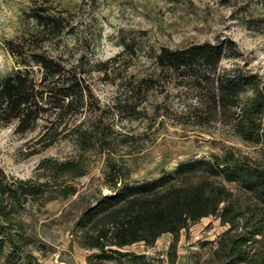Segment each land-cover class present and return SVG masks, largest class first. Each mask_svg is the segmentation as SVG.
Segmentation results:
<instances>
[{
    "label": "rangeland",
    "instance_id": "1",
    "mask_svg": "<svg viewBox=\"0 0 264 264\" xmlns=\"http://www.w3.org/2000/svg\"><path fill=\"white\" fill-rule=\"evenodd\" d=\"M46 7L69 20L47 49L68 66L79 65L87 80L86 105L51 133L59 136L48 147V140H39L45 121L26 135L15 124H0V169L11 181L49 182L44 194L0 222L22 244L16 253L6 244L0 264H28L29 255L43 264H89L92 251L81 243L79 222L87 207L114 192L106 175L113 163L122 169L118 186L120 176L153 179L183 161L217 154L264 166V140L246 139L230 111L212 116L207 89L183 83L155 59L163 47L226 42L219 71L253 77L254 85L242 95L251 105L257 92L264 93V0H0V76L17 68L6 40L33 29L34 12ZM70 158L82 161L85 175L57 178L42 167L47 159ZM68 185L77 193L64 196ZM230 186L245 210L239 232L248 219L250 228L261 223V233L244 248L255 264H264L263 204L243 196L239 184ZM230 228L208 216L183 230L175 264H222V252L215 251ZM173 240L166 233L155 245L140 242L126 249L169 264Z\"/></svg>",
    "mask_w": 264,
    "mask_h": 264
},
{
    "label": "trees",
    "instance_id": "2",
    "mask_svg": "<svg viewBox=\"0 0 264 264\" xmlns=\"http://www.w3.org/2000/svg\"><path fill=\"white\" fill-rule=\"evenodd\" d=\"M34 19L33 29L19 39L5 42L16 58L17 68L0 76V124H15L16 132L26 135L45 121L47 130L39 140H48V147L59 136L51 133L66 123L68 116L80 114L85 107L88 86L79 65L68 66L47 49L50 42L63 34L69 20L49 7L34 12ZM228 49L229 44L223 41L190 44L179 49L163 47L155 59L162 70L176 74L183 83L188 81L199 91L207 89L206 104L212 116L230 111V119L236 121L246 139L264 140V93L257 92L250 100L251 105L244 104L242 95L254 85L253 77L219 71ZM43 163L42 167L57 178L74 179L86 174L85 166L77 158L47 159ZM121 171L117 164H112L106 175L108 182H113L114 192L87 207L81 215V243L92 251L89 264H163L147 253L126 248L140 242L155 245L166 233L174 235L169 264H175L181 232L208 216L231 223L215 251L217 255L222 252V264H255L250 250L244 246H249L255 235L261 233V223L250 228L252 223L248 219L245 231L239 232L237 223L245 210L230 184H239L243 196L249 195L264 208L262 164L217 154L183 161L153 179L133 181L120 176L118 186L117 173ZM48 186V180L11 181L0 169V222L10 220L18 207L44 194ZM76 193L77 188L72 185L63 190L64 196ZM6 229L5 224H0V255H4L6 244H10L13 253L22 247ZM28 264L43 263L29 255Z\"/></svg>",
    "mask_w": 264,
    "mask_h": 264
}]
</instances>
